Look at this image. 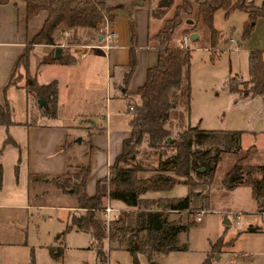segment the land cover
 <instances>
[{"label": "trees", "instance_id": "obj_1", "mask_svg": "<svg viewBox=\"0 0 264 264\" xmlns=\"http://www.w3.org/2000/svg\"><path fill=\"white\" fill-rule=\"evenodd\" d=\"M8 1L0 0V4ZM20 1L25 5L26 19L40 10L47 13L40 30L28 45L53 46L58 32L75 28L88 29L97 34L103 25L108 23L106 14L114 8L96 0ZM249 1L180 0L172 16L165 18L161 28L149 39L157 52L156 63L147 68L144 82L133 95L128 121L130 136L122 141L121 152L109 165L106 175L97 180L94 193L87 195L85 192L88 163L77 165L73 173L64 172L49 179V183L61 193L74 195L76 208L81 212L67 213L66 226L68 229L73 228L89 234L98 264L105 263L104 247L108 248L109 244L127 251L132 257L133 264L137 263V254H142L148 261H152L156 254L186 249L185 245L179 243L178 235L193 225L195 220L190 219L183 223L180 219L169 220L168 216L170 213L182 212L195 215L209 210L208 188L217 165L227 153L235 156V163L222 180L224 188L232 189L240 184L249 185L257 204L256 213L261 214L264 211V164L247 163L251 148L242 150L240 144L242 131L202 129L197 124L190 123L191 50L188 46L171 44L176 29L183 23V17L193 12L196 13L195 20L187 19L182 33L191 35L199 32L201 27L208 33L207 46L211 51L220 38L219 31L213 25L214 14L218 10H223L225 14L233 10L246 13L247 22L243 29V37L249 36L256 20L264 17V1L260 6H254ZM98 34L99 40L94 36L97 42L102 38V35ZM76 40L80 41L79 38ZM66 43L70 44L72 41L67 39ZM27 49L28 46L18 58L16 67L23 59L26 70ZM54 50L41 57L38 64L55 61L63 64L74 62V57L67 47L60 49L58 58L54 57ZM134 67L135 58L130 53L124 66L125 82L131 76ZM247 73L248 79L243 82L242 88L234 86L232 79L229 80L230 91L240 93L242 97L250 95L264 97V50L249 52ZM12 74L7 86L11 85ZM24 90L26 95H32L36 100L46 103L44 116L54 118L56 106L54 81L38 84L33 75H25ZM172 116L178 118V125L183 128L176 140L171 138V130L167 126ZM10 124L11 110L7 101L3 99V103L0 104V125ZM6 141L16 145L9 138ZM68 144L69 142L64 143L65 146ZM141 173L149 175L139 177ZM177 177L182 178L188 188L186 196L157 201L140 198L147 191L171 189L178 183ZM30 178L31 175L28 179ZM101 182L104 183L103 188ZM110 200L121 202L127 209L124 214L105 221L98 213ZM218 245H223L221 240ZM215 246L202 264L210 263L213 253L216 252ZM48 250L52 258L61 255L59 248L49 247Z\"/></svg>", "mask_w": 264, "mask_h": 264}, {"label": "rangeland", "instance_id": "obj_2", "mask_svg": "<svg viewBox=\"0 0 264 264\" xmlns=\"http://www.w3.org/2000/svg\"><path fill=\"white\" fill-rule=\"evenodd\" d=\"M163 1L154 0L158 6ZM177 2L178 0H170L169 3H163L165 5L163 8L168 9V17L172 16ZM195 18V12L183 17V23L176 29L171 39L172 45L178 46L180 41L176 40V35H180V28L186 27L187 19L193 21ZM246 22L247 15L242 11L233 10L225 14L223 10H218L214 14L213 25L222 37L212 50L214 54L208 46L206 47L208 33L201 27L199 32L204 31V33H201L199 40H189L186 43L191 50L190 119L195 122L194 125L198 124L199 128L241 131L248 125L254 124L251 119L247 122L250 113L262 114L264 118V105L254 103L243 105L226 89L229 79H232L234 86L238 85L242 88L243 82L248 79L246 75L249 51L264 48V18L257 19L249 36L244 38L243 29ZM75 29L58 32L55 45L51 47L47 45L49 49L67 47L69 50H79L81 45L88 44L85 41L89 38H85L83 35L86 33L80 32L81 30L77 31L78 34L74 32L69 34ZM86 31L87 34L90 33ZM86 31L84 29V32ZM77 38L80 41L77 42ZM67 39H70L72 43L67 44ZM94 43L96 45L93 44V46H99L102 40L101 42L94 40ZM32 48L33 46L29 45L27 49L26 70L25 62L21 59L10 78L11 85L4 93V98L11 110L12 124L0 125V203H26L28 200L34 207L29 210L27 245L20 250L8 251L7 255L0 260L2 262L4 259L3 264H31V261L32 264H98L89 234L84 231H75L73 228L68 229L66 226V213L81 212L79 209L71 210L76 204L74 195L63 194L56 190L48 184L49 179L45 180L48 183L41 182L40 186L36 184L34 188L31 187L30 181H41L49 177V174L39 175L43 170L49 172L57 159L56 153L39 154L40 136L34 128L30 127L46 122L43 114L46 103L40 106L39 100H36L34 96L26 95L25 90L17 88H24L25 75H34L38 66L36 62L40 59L37 57L38 50L32 51ZM50 73V70L38 72L34 75L36 82H44L42 80H47L46 76ZM25 124H28L30 128L25 127ZM167 126L171 130V138L176 140L183 130L178 125V118L172 116ZM8 138L16 145L8 143L6 141ZM75 144L73 152L67 153V160L68 162L71 160V163L82 162L78 151L83 144L77 141ZM234 163L235 160L231 156H224L217 165L212 183L208 188L211 210L203 211L200 221L195 220L197 213L195 215L185 212L169 214V220L180 219L183 223H187L190 219L195 220L193 225L178 235L179 243L185 245L186 249L156 254L152 261H148L142 254H137L136 264H202L210 255L214 245H216V252L213 253L209 264H264V219L261 214L249 213L253 202L246 189L232 195L223 187L222 180ZM30 169L38 175H31L28 179L27 173ZM74 171L76 169L73 166L65 172L73 173ZM148 175V173H141L138 176ZM100 185L103 187L104 183L101 182ZM187 193L188 188L185 184L176 183L169 190L147 191L140 198L157 201L181 198ZM108 203L111 209L110 219L125 213L126 209H119L124 207L121 202L112 200ZM227 204L232 205V212L214 211ZM236 215L239 216L238 220ZM98 216L101 218V212ZM220 240L223 244L221 246L218 245ZM49 247L59 248L61 255L57 258L50 257ZM220 249V253H217ZM104 251L106 259L103 264H133L128 252L116 248L114 244H109L108 248L105 246Z\"/></svg>", "mask_w": 264, "mask_h": 264}, {"label": "crops", "instance_id": "obj_3", "mask_svg": "<svg viewBox=\"0 0 264 264\" xmlns=\"http://www.w3.org/2000/svg\"><path fill=\"white\" fill-rule=\"evenodd\" d=\"M96 1L114 7L106 14V19L109 28L115 34V42L107 50L98 46L90 48L85 51L82 57H79V53L83 48H79V50L70 49L69 52L74 57V62L71 64L56 61L38 64L39 61H36L38 66L34 75L40 71H51L50 75L46 76L47 80H42L44 82L38 84H47L52 81L56 83V106L54 118L45 117V123L30 127L34 128L40 136L39 154L56 153L57 159L53 164L54 166L51 165L53 166L51 171L43 170L41 172L40 176L49 174V177L44 176L45 178L41 181H30L32 188L36 184L40 186L41 182L48 183L45 181L46 179L58 176L73 166L88 163L89 172L85 181V192L87 195L94 193L97 180L106 175L109 165L121 152L122 141L130 136L129 107L132 105L133 95L144 82L147 68L156 63L157 52L149 39L161 28L164 19L168 17V9L163 8L165 6L163 3H169L170 0H164L159 6L154 0ZM263 1L250 0L249 3L260 6ZM46 16V11L40 10L34 16L26 19L25 5L20 0H9L7 3L0 4V104L5 99L4 93L9 87L7 82L16 67L18 58L26 51L27 46H29L28 43L38 33ZM184 29L185 27L180 28V35H176V40L184 41L185 46L189 40L196 38L195 41L199 40L201 33H204L202 31L184 35L182 33ZM79 30L86 33L83 36L89 38V41H85L89 45H96L94 36L97 40L100 39L98 33H93L88 29L85 31L88 30L89 34L87 31L84 32V29H75L69 34L73 32L78 34L77 31ZM32 46V51L38 50L37 57L40 59L53 52V49H49L51 47L49 45V47L41 44ZM130 53L135 58V67L125 82L124 66L128 62ZM212 54L214 53L212 52ZM228 83L226 89L239 99V103L264 105V97L259 95L242 97L240 93L230 91ZM17 88L24 90L22 87ZM250 119L254 121V124L248 125L245 130H241L240 144L244 151L251 148L247 160L248 164L262 165L264 164V118L262 114L252 112L248 115L247 122ZM189 121L194 125L195 122L190 117ZM27 125L24 126L28 127ZM75 138L76 140H74ZM76 141L83 144L78 151L82 162L71 163L70 160L69 163L67 153L73 152ZM65 142H69L68 146L64 145ZM224 156H231L235 160V156L231 153ZM27 174L38 175L32 169ZM177 180L178 184L183 183L182 178L177 177ZM243 189H246L252 198L253 203L249 208V213H255L257 204L253 199L252 189L249 185L240 184L232 189H226V191L233 195V193ZM32 205L33 203L28 200L26 203H0V258L5 257L8 251L20 250L27 245L29 210L34 207ZM74 209H77L76 204L71 208V210ZM119 209L127 208L124 206ZM231 209L232 205L227 204L214 211L226 213L232 212ZM221 249L217 253H220ZM3 261L0 260V264H3Z\"/></svg>", "mask_w": 264, "mask_h": 264}, {"label": "built area", "instance_id": "obj_4", "mask_svg": "<svg viewBox=\"0 0 264 264\" xmlns=\"http://www.w3.org/2000/svg\"><path fill=\"white\" fill-rule=\"evenodd\" d=\"M100 34L102 35V44L99 45L98 47H100L101 49L103 50H107L114 42H115V34L113 31H111V29L109 28V24L108 23H105V25H103V27L99 30ZM185 44L184 41H180L177 45L180 46V47H183ZM95 46L93 45H89V44H86V45H81L80 48L82 49L79 53V57H82L84 56L85 54V51L86 50H89L90 48H93ZM132 107L130 106L129 107V110H131ZM111 214V209L108 207V205H106L102 211H101V218L105 221L107 220H110V217L109 215ZM261 216L262 218L264 219V211L261 212ZM201 219V213H197V216L195 218L196 221H199ZM236 219L238 220L239 219V216L236 215ZM238 223V222H237ZM247 256V254H244Z\"/></svg>", "mask_w": 264, "mask_h": 264}, {"label": "water", "instance_id": "obj_5", "mask_svg": "<svg viewBox=\"0 0 264 264\" xmlns=\"http://www.w3.org/2000/svg\"><path fill=\"white\" fill-rule=\"evenodd\" d=\"M194 36H195V35H194ZM98 38H99V35H98ZM59 54H60V48H56V49L54 50V57H55V58H58V57H59ZM38 103H39L40 106L44 105V102H43L42 100H39ZM227 223H228V222H227Z\"/></svg>", "mask_w": 264, "mask_h": 264}]
</instances>
